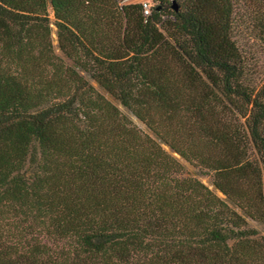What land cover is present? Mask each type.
<instances>
[{
    "label": "trees",
    "instance_id": "1",
    "mask_svg": "<svg viewBox=\"0 0 264 264\" xmlns=\"http://www.w3.org/2000/svg\"><path fill=\"white\" fill-rule=\"evenodd\" d=\"M0 264H264V0H0Z\"/></svg>",
    "mask_w": 264,
    "mask_h": 264
},
{
    "label": "rangeland",
    "instance_id": "2",
    "mask_svg": "<svg viewBox=\"0 0 264 264\" xmlns=\"http://www.w3.org/2000/svg\"><path fill=\"white\" fill-rule=\"evenodd\" d=\"M123 1H148L151 5L155 4L156 3V0H123ZM51 17H53L51 15ZM52 39H53V43L55 45V48H56V52L59 54V55H63L62 52L60 51V49L58 48V38H57V32H56V28L53 27V33H52ZM121 109L126 112V113H129L125 108L121 107ZM135 119V118H134ZM135 121L137 123H139V125L143 126L137 119H135ZM167 150H169V147L168 146H164ZM181 161L183 162V164L185 165V168H186V172L187 174H190V175H193V176H196L197 178H199L203 183H205L206 185H208L211 189L215 190L218 194H219V191L215 189L214 185H213V178H212V175L211 174H206L204 172H202L199 167H196L192 164H190L189 162H187L186 160L184 159H181Z\"/></svg>",
    "mask_w": 264,
    "mask_h": 264
},
{
    "label": "built area",
    "instance_id": "3",
    "mask_svg": "<svg viewBox=\"0 0 264 264\" xmlns=\"http://www.w3.org/2000/svg\"><path fill=\"white\" fill-rule=\"evenodd\" d=\"M144 8V14L149 15L150 14V3L148 1H141Z\"/></svg>",
    "mask_w": 264,
    "mask_h": 264
},
{
    "label": "water",
    "instance_id": "4",
    "mask_svg": "<svg viewBox=\"0 0 264 264\" xmlns=\"http://www.w3.org/2000/svg\"><path fill=\"white\" fill-rule=\"evenodd\" d=\"M173 6H174L175 8H177V6H176L175 4H174ZM175 155L179 156L177 153H175Z\"/></svg>",
    "mask_w": 264,
    "mask_h": 264
}]
</instances>
